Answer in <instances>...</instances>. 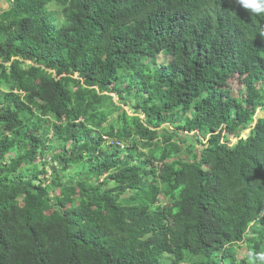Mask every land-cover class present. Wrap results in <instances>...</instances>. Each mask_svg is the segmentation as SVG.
Masks as SVG:
<instances>
[{"label":"trees","instance_id":"1","mask_svg":"<svg viewBox=\"0 0 264 264\" xmlns=\"http://www.w3.org/2000/svg\"><path fill=\"white\" fill-rule=\"evenodd\" d=\"M6 5L0 264H238L242 242L260 264L264 19L232 0Z\"/></svg>","mask_w":264,"mask_h":264},{"label":"clouds","instance_id":"2","mask_svg":"<svg viewBox=\"0 0 264 264\" xmlns=\"http://www.w3.org/2000/svg\"><path fill=\"white\" fill-rule=\"evenodd\" d=\"M232 2L237 7L246 10L249 14L257 16L260 20L264 19V0H232ZM259 34H260V36L264 37V26L261 27ZM258 118H262V117H258ZM244 134H243L242 138L246 139L248 134L246 136H244ZM263 216H264V213H263ZM242 243H244V242H242ZM238 249H239V247H238ZM249 255L251 256L252 254L250 253ZM245 259H246V256L241 260L238 259V255L236 256V260H237L238 264H243ZM254 259L259 261L260 264H264V252L255 253ZM250 262L252 264H254L253 261H250Z\"/></svg>","mask_w":264,"mask_h":264},{"label":"rangeland","instance_id":"3","mask_svg":"<svg viewBox=\"0 0 264 264\" xmlns=\"http://www.w3.org/2000/svg\"><path fill=\"white\" fill-rule=\"evenodd\" d=\"M6 1H7V0H0V9H6V8H7ZM161 58H162V57H159V62L161 61ZM168 59L170 60L171 58L169 57ZM3 91H4V90H3ZM0 92H2V91H0ZM113 101H114L115 103L118 104V99H117L116 96H113ZM123 110H124L125 112H127L128 116H130V117H135V115H134V111H133L131 108H128V107L124 106V107H123ZM258 117H264V106L258 109L256 118H258ZM141 120L143 121L144 118L141 117ZM253 126H254V125H253ZM253 126H252V127H253ZM249 132H250V130H247V131L245 132L244 136H246ZM182 135H183V136H184V135H187L189 138H191V139L193 140V143L196 145L197 150H201L202 145H200V144L197 143V141H196V139H195V134H194V133L188 134V133H184V132H182ZM207 141H208V140L205 139V140L203 141L202 144H203V145L207 144ZM236 141H237V140L232 139L231 142H230L231 145H234V144L236 143ZM71 175H72V173H70V174H69V173L66 174V177H67V178H66V182H73V179L70 178ZM27 183H29V182H27ZM245 246H246L245 243H240V245H239V249L237 250V255H238V259H239V260H241V259H243L245 256H247V252H246V250H245V248H244ZM163 263L166 264V263H165V260H163ZM249 264H252V263L250 262Z\"/></svg>","mask_w":264,"mask_h":264},{"label":"water","instance_id":"4","mask_svg":"<svg viewBox=\"0 0 264 264\" xmlns=\"http://www.w3.org/2000/svg\"><path fill=\"white\" fill-rule=\"evenodd\" d=\"M245 138V137H244Z\"/></svg>","mask_w":264,"mask_h":264}]
</instances>
